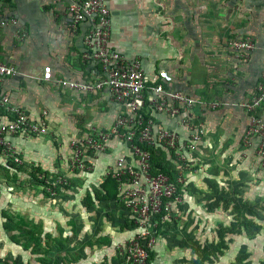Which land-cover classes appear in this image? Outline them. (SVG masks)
<instances>
[{"label": "crops", "instance_id": "obj_1", "mask_svg": "<svg viewBox=\"0 0 264 264\" xmlns=\"http://www.w3.org/2000/svg\"><path fill=\"white\" fill-rule=\"evenodd\" d=\"M106 1L112 20L110 47L130 60H138L148 80L160 78L157 82H162L167 90L183 92L197 101L192 111L204 130L197 153L199 167L187 177L179 194L182 202L175 209L182 212L186 222L194 223V216L208 205L214 212L241 206L249 216L258 210V224L264 227V167L256 155L257 142H243L248 116L240 107L254 94L264 71V0ZM68 3L69 0H9L0 11L3 17L16 19L15 25L0 29V62L18 71L4 79L1 91L30 118L37 119L45 112L48 127L45 135L12 139L20 151L22 165L12 171H0V210L12 205L31 210L26 214L27 222L36 210L42 227H52L54 232L57 226L62 233L76 224L64 220L63 214L73 217L80 201L85 199L84 206L89 207L96 200L95 195L107 194L102 187L107 180L104 171L116 153L111 146L110 154L97 156L92 170L81 177V173L69 169V142L84 137L92 126L111 125L121 111L104 91L80 94L55 82L90 81L100 76L98 64L82 58L87 27L84 24L76 31L69 28ZM21 29L26 30L27 36L17 41L15 34ZM244 37L254 40V49L245 58L229 46L231 40ZM46 66L52 69L50 82L42 80ZM86 102L94 112L83 117L80 108ZM214 103L219 105L210 107ZM257 114L264 121V106ZM157 121L167 128L176 127L173 120L158 117ZM35 169L69 176L78 192L74 196L67 193L70 197L65 201L55 196L52 202H42L47 197L31 176ZM16 171L19 178L10 183V176ZM114 200L99 202L106 212L99 217L102 220L93 239L96 242L92 244L89 239L85 243L97 250L95 254L89 252V264L119 262L114 256L116 246L129 234L121 228L120 211ZM46 203H53L55 209L43 210L41 204ZM86 212L82 210L83 217ZM218 217L207 219L216 218L220 223ZM248 221L254 222L252 218ZM185 225L184 222L182 227ZM243 233L250 239L253 236ZM262 233L261 238L264 229Z\"/></svg>", "mask_w": 264, "mask_h": 264}, {"label": "built area", "instance_id": "obj_2", "mask_svg": "<svg viewBox=\"0 0 264 264\" xmlns=\"http://www.w3.org/2000/svg\"><path fill=\"white\" fill-rule=\"evenodd\" d=\"M7 1L0 0V11ZM67 13L72 31L86 25L82 58L98 64L100 76L90 81L58 79L55 82L80 94L104 91L111 102L121 107L111 125L92 126L84 137L69 142V169L85 176L92 170L97 156L109 155L111 146L116 148L113 163L106 166L103 177L114 180V202L120 211L121 224L128 226L125 231L129 236L117 249L128 264H147L148 252L154 251L159 237L162 239L158 226L172 221L174 209L182 202L177 187L184 186L187 177L199 167L197 153L204 130L192 111L197 101L183 92L167 90L162 82H157L160 78L148 80L138 60H130L110 47L112 20L106 0H69ZM10 24L15 25L16 19L0 13V29ZM26 36V30L21 29L15 39L22 41ZM229 46L245 58L254 49V40L239 38L231 40ZM16 74L15 67L0 62V171H12L10 164L22 165L13 138L36 137L48 132L45 112L37 119L30 118L1 91L4 79ZM42 80H53L51 67H44ZM218 105L214 103L210 107ZM262 106L264 71L254 94L240 104L248 116L243 142L246 145L257 142L256 155L264 167V121L257 114ZM158 117L175 121L176 127L167 128L158 123ZM160 151L165 155L168 173L154 168L151 162L152 156H159ZM51 175L37 174L45 184L40 185L42 190L50 196L57 194V190L64 193L69 190L71 182L67 183L66 179L71 178ZM48 178L54 180L49 182Z\"/></svg>", "mask_w": 264, "mask_h": 264}, {"label": "rangeland", "instance_id": "obj_3", "mask_svg": "<svg viewBox=\"0 0 264 264\" xmlns=\"http://www.w3.org/2000/svg\"><path fill=\"white\" fill-rule=\"evenodd\" d=\"M80 109H81V116L83 117L84 116L88 117L90 114L93 115L94 110L92 107L88 106V102H86L85 107H82ZM65 164H67V162H65ZM65 172H67V170H65ZM17 173L18 171L11 174L9 179L11 180L10 183L14 184L16 182L15 180L19 178V175ZM47 174L51 175L52 173H47ZM49 178H48L49 182L54 180V178L52 179ZM80 180L82 181V179ZM66 181L67 183H69L71 179H66ZM36 185L37 184H35V186ZM182 187L183 186H181V188ZM105 188L109 190L111 186L106 185ZM13 189L15 188L13 187ZM78 190L79 189H76V187L72 186L71 183L69 185V190H66L65 193L61 191V194L59 195L55 194L53 196L60 197V200L65 201L68 199V197H70L67 193L72 192L73 193L72 196H74V193L76 191L78 192ZM53 196L49 197L50 199H47L48 197L46 199L42 198L44 199L42 202L44 201L52 202V200H54ZM12 197L13 196H9V198ZM80 202H81L80 204L76 205V210L73 211L74 212L73 217L70 215V213H65V214L62 213L64 215V216L62 215L63 219L66 221L68 220L69 221V222L67 221L68 223H76L75 225L70 227V231L69 229H67V231L63 233L58 231L57 226L54 232H52V227H42L39 224V221L41 220L40 219L41 216H38L35 213L36 210L35 212L31 213L32 219L30 222H28L29 228H32L33 226L34 228L37 229L40 226L36 230V232H39L40 242L42 245V249L46 252L45 254L32 255L30 250L24 249V247L21 244H15L13 240L10 239V236L13 233L11 232L6 233L3 229H1L2 227L0 222V262H7V261L9 262L15 260L18 263L22 261L23 264H27L28 262H30L31 264H89L90 263L89 260L91 257L89 252L95 254L97 250L93 249V247L90 248L85 243L86 240L89 239H92L93 241V239L99 233L98 232L100 231L99 224H100V220H102V218L99 217L105 216L106 211L102 206L99 205L100 200H93L89 207L84 206V204H87L85 199L83 200V202L82 201ZM239 202L242 203V201H237V203ZM208 206L207 208L203 207L202 208L203 210L201 209V214L203 216L200 213L197 214L196 211L195 214H197V217L194 216V213H192L196 220L194 221V223H191L189 221L186 222L185 217L184 216L182 217L183 215L182 212L178 211V209L177 210L174 209L173 211L174 219L172 220V222L175 225H172L171 224L172 222L170 221L167 222L166 224H162L158 226L159 235L163 238V240L159 237L158 238L159 241H157L156 244L154 245V251L156 256V260L154 263L155 264H229L231 261H235L236 257L240 255L242 256L241 264H264V237L261 238L263 234L262 230L264 229V227L258 224L259 216L256 213L258 210L254 211V215L249 216L247 213H245V208L241 206H238L239 208L232 207V209L229 208L227 211H220V212H214V210L209 209ZM15 207H17L18 209H16ZM41 207L43 210L46 209L45 211H50V212H52V210L55 209L54 208L55 205H53V203L41 204ZM78 207L79 209L82 210L84 209L87 211L84 217L82 216V210L78 211ZM2 210L9 217L22 218L23 220L27 219L26 214H29L31 211V210L24 211L19 205L18 206L12 205L11 208L7 207L6 209L5 208L1 209L0 213ZM234 211H236L237 213H234ZM212 216L213 217L219 216L218 218L219 220H221L220 223L216 222L215 220L216 218L211 219ZM207 217H211V218L207 219ZM251 218L252 220H254L253 224L257 226V227L250 226L249 228L250 232H252L250 234L253 235L251 239L248 238L247 236H244L245 235L244 233L242 235L226 234L225 240L226 243L228 244V249L224 250L223 256L221 257L219 256L218 259L217 258L215 259L214 255H210L209 258L205 257V253L202 252V248L205 245L208 246L211 243L213 244L217 242L220 225H222L223 227H231L234 223H238V221H243V222L245 221L246 224H249L248 220H250ZM199 219L200 221H198L197 223V220ZM0 221H1V215H0ZM96 221H98V226L96 225ZM184 222L185 224L187 223V225H185L183 228L182 224ZM52 223L54 222H52L51 219L50 224L52 225ZM164 230L165 233L163 232ZM171 231L173 232V234H171L172 233ZM258 232L260 234H258ZM166 240L169 242H166ZM69 242H71V244H69ZM95 242L96 241H93L92 244H94ZM123 243L124 241L119 243L118 245H121ZM117 246L115 249L117 256L116 254H114V256L119 259V262L117 261V263L128 264L126 257L124 255L122 256L119 254ZM156 247L158 250H156ZM73 255H75L77 258H74ZM68 259H70L71 261H69Z\"/></svg>", "mask_w": 264, "mask_h": 264}, {"label": "trees", "instance_id": "obj_4", "mask_svg": "<svg viewBox=\"0 0 264 264\" xmlns=\"http://www.w3.org/2000/svg\"><path fill=\"white\" fill-rule=\"evenodd\" d=\"M159 156H152L151 162L154 166V168L158 169L159 171H162L164 173H168V169L166 167L167 162L165 161V155L162 151H160ZM11 168L15 167L13 164H10ZM41 173L39 169H35V172L31 173V176L33 177L35 183L39 185H45L43 181L39 180L37 177V174ZM72 183V180L70 181ZM106 185L111 186V188L108 190L106 189ZM102 187L104 188L106 195H95L96 200L102 201L103 199L110 200V199H116V184L113 179L108 178L105 182L103 181ZM181 186L177 187V195L180 194ZM57 193L59 190L56 191ZM42 193L46 197H51L49 193H46L44 190H42ZM239 208V207H236ZM234 213H237L234 211ZM1 229H3L6 233H13L10 236V239L13 240L15 244H21L24 249L30 250L32 255H38V254H45L46 252L42 249V245L39 238V232H36V228L32 226V228H29V223L26 220H23L22 218H12L6 215V213L2 210L1 213ZM243 215V213H242ZM16 220V221H15ZM167 223V222H166ZM165 223V224H166ZM249 224H246L245 221H238V223H234L231 227H223L222 225L219 226V234L217 237L216 243H211L210 245H205L202 248V252L205 253V257L209 258L210 255H214L215 259L219 258V256H223L224 250L228 249V244L226 243L225 236L228 235H242L243 232H246L248 234L250 231V226L257 227L255 224L248 222ZM122 229H128V226L126 224H121ZM171 229V228H169ZM168 229V230H169ZM255 229V228H254ZM249 230V231H248ZM256 230V229H255ZM253 230V231H255ZM165 233V230L163 231ZM159 233V229H158ZM155 252L149 251L148 252V260L147 264H155ZM242 256L238 255L236 257L235 261H231L229 264H241ZM0 264H23L22 261L19 263L15 260L7 261V262H0ZM27 264H31L28 262Z\"/></svg>", "mask_w": 264, "mask_h": 264}]
</instances>
